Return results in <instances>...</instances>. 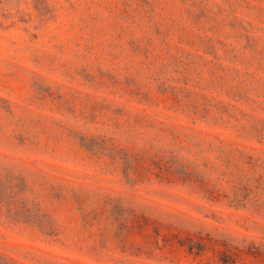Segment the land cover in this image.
<instances>
[{"label": "rangeland", "instance_id": "rangeland-1", "mask_svg": "<svg viewBox=\"0 0 264 264\" xmlns=\"http://www.w3.org/2000/svg\"><path fill=\"white\" fill-rule=\"evenodd\" d=\"M0 264H264V0H0Z\"/></svg>", "mask_w": 264, "mask_h": 264}]
</instances>
